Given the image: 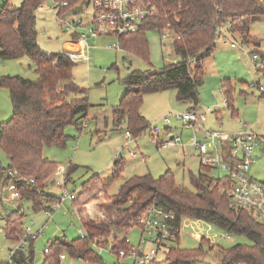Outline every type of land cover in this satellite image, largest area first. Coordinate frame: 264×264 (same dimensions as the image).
<instances>
[{"label":"trees","instance_id":"trees-1","mask_svg":"<svg viewBox=\"0 0 264 264\" xmlns=\"http://www.w3.org/2000/svg\"><path fill=\"white\" fill-rule=\"evenodd\" d=\"M40 1L22 0L17 7H11L7 0L0 2V59L25 54L35 65L36 77L33 79L20 75L0 76V86L9 89L12 104L10 117L0 122V151L9 167L20 176L33 178L32 182L20 181L17 187L19 199L29 200L34 208L40 207L43 198L55 200L44 191V182L56 168V162L43 155V147L64 146L68 139L65 127L68 124L82 127L80 120L90 107L84 89L73 80L74 62L63 51L46 53L37 44L35 10ZM59 1H66L67 4L58 7V14L73 12L86 2ZM149 1L155 7V14L144 19L137 31L118 36L119 43L125 50L146 56L148 42L145 30L168 29L179 36L171 41L179 59L157 71L132 70L124 78L126 90L119 104L113 108V116L116 122L126 120L127 130L134 136L148 128L140 112L144 94L174 89L177 100L189 101L193 106L198 103V86L204 76L200 62L214 52L217 26L238 31L242 33L244 42L257 44L258 41L249 39V27L251 22L264 16V0ZM259 54L264 58L262 52ZM260 68H263L264 74V65ZM222 88L225 102L230 104L232 87L228 78L223 79ZM122 167V162L115 161V177L119 176ZM74 169L72 165L67 168L65 180ZM209 169L200 164L196 173L188 171L192 189L176 184L167 170L158 177L148 172L132 175L123 181L116 194L110 196L104 191L105 183L98 174L91 175L83 181L75 199L85 234L71 240L54 238L44 252L42 264H60L59 254L63 251L71 257L99 263L100 256L92 243L105 244L109 238H113L115 252L118 248H127V228L134 225L139 213L151 205L173 213L168 223L172 231H176V237L163 250L162 259L156 258L143 264H189L190 260L202 254L201 241L195 249L186 250L178 245L177 228L185 217L200 219L227 233L248 238L249 243H235L221 250L217 264H264V222L248 209L230 206L228 196L222 192L225 178L210 176ZM0 175H4L3 183L9 180L1 168ZM98 189L103 190L116 212L117 219L113 222L84 215L85 209L80 204ZM22 216L19 208L6 216L7 238L17 241L21 237ZM32 253L29 251L24 255L23 251L17 250L12 257L15 264H29Z\"/></svg>","mask_w":264,"mask_h":264},{"label":"rangeland","instance_id":"rangeland-1","mask_svg":"<svg viewBox=\"0 0 264 264\" xmlns=\"http://www.w3.org/2000/svg\"><path fill=\"white\" fill-rule=\"evenodd\" d=\"M3 1L5 0H0ZM7 1L11 7H17L22 0ZM56 1L59 0H41L39 4L41 7L38 6L35 10L36 41L40 49L46 53L63 51V42L69 38L72 27L78 24L79 19L83 24L88 23L93 15L92 0H86L76 10L77 12L71 10L61 14H58ZM86 29L85 26L79 27V31ZM222 29L221 31L227 34L226 38L217 39L213 55L205 57L200 62L204 76L198 86L199 109L203 111L206 107H211L219 110L207 112L208 120L205 121V125H211V129L221 127L228 132L247 126L264 136V74L263 68L255 66L252 59L253 53L260 55L261 51L264 52V16L251 22L249 27V39L258 41L257 44L251 41L244 42L242 33L238 31L226 26ZM164 31L173 35L170 30ZM162 34L163 30L155 28L145 30L148 42L146 56L125 50L116 35H98L88 39L91 45L88 62H74L72 67L73 80L84 89V94L90 103L86 116L80 120L85 126L68 124L64 129L65 134L68 135L64 146L43 147V155L56 162V168L44 182L45 192L60 195L64 187L68 192L74 190L78 194L83 181L93 174H98L105 183L104 191L110 196L118 192L120 185L129 176L148 172L158 177L167 170L173 175L176 184L192 189L188 170L194 173L198 171L200 162L197 152L189 145L186 146L187 155H184L185 148L181 145L165 148L158 145V139L166 140V136L173 134H180L186 143L190 136L200 137L192 129L184 128L177 120L171 121V130L169 134L166 133L161 116L167 112H184L188 107L186 103L176 99L174 89L143 95L140 112L145 117L148 128L137 136L126 137L124 135L127 130L126 120L116 122L112 114L113 108L119 104L121 96L125 93L123 80L130 71H157L179 59L171 40L163 37ZM112 44L114 46H111ZM34 67L32 59L25 54L16 58L0 59V76L20 75L33 79L36 77ZM226 78H229L234 88L232 104L238 110L236 116L230 115L226 107L227 103L223 101L222 81ZM11 113L9 89L0 86V122L7 120ZM216 120L220 126L215 124ZM153 124L160 128L157 133L149 130V126ZM80 127L81 131H79ZM133 153L135 156H132ZM253 155L256 161L249 167L248 173L252 178L264 182V152L257 147ZM0 161L6 164V158L1 151ZM115 161L123 163L121 173L117 177L114 176ZM70 165L75 166L70 179L63 186L58 185L57 181L63 179ZM208 173L214 178L224 175L220 168L213 167ZM3 176L0 175V264H10L9 249L15 247L16 240L6 237V216L18 208L23 212L22 225L31 224L34 230L42 228V232L33 240L32 264H42L44 248L48 247L54 238L63 237L70 240L80 234L78 229L82 226L77 215L79 205L75 200L61 201L59 206L51 211V219L45 223L46 216L43 209H34L29 200L15 198L11 190L3 188L7 183L2 182ZM100 190H96L92 195L89 194L90 196L87 195L88 197L84 198L80 205L91 199L97 203L101 202ZM104 213L107 218L108 214ZM106 218L96 217L102 221H107ZM126 237L129 245L135 247L140 245V240L143 238L140 246L143 250L155 246L150 240V234L146 232L141 234L138 225L132 226L127 231ZM200 241L202 254L190 260L189 264H217L221 250L235 243H249L245 236L227 233L214 224L183 219L178 234L179 247L186 250L195 249ZM27 250L29 252L28 245H26ZM96 250L100 256L98 264H134L131 257H119L106 246L101 249L97 247ZM64 254L66 258L61 260V264H91L83 258ZM163 256V250L159 249L157 258L162 259Z\"/></svg>","mask_w":264,"mask_h":264},{"label":"built area","instance_id":"built-area-1","mask_svg":"<svg viewBox=\"0 0 264 264\" xmlns=\"http://www.w3.org/2000/svg\"><path fill=\"white\" fill-rule=\"evenodd\" d=\"M92 1L93 15L91 22L89 24H83L79 19L78 24L74 25L71 30V32H76L78 34L79 41L81 42L98 35H116L118 38V36L122 34L135 32L139 29L144 19L155 14V7L149 0ZM66 4V1H56L55 3L57 7ZM81 26L87 27L86 31H79V27ZM164 30L168 31V29H163L162 36L168 37L171 41L175 37H179L174 34L171 36L170 32H165ZM221 30H223L222 27L217 26V37L221 36ZM231 45H233V43ZM111 46H114V44ZM85 47L80 50L65 51V54L73 62L87 61L89 57ZM252 59L255 62V66L262 67L264 65L263 58L257 53L252 54ZM223 101H226L225 97ZM210 110L211 107H206L203 111L190 109L184 112H167L161 116V119L165 125H169L172 120H177L181 122L185 128H193L196 126L201 129L202 138L193 135L190 136L188 141L192 149L197 152L200 164L210 168H220L224 172L223 177L226 180V184L222 188V192L228 196L230 206L248 209L259 221L264 222V182L252 178L248 173L249 167L256 161V157L253 155L254 150L260 147L264 152V137L247 126L234 132L225 131L221 127L213 129L204 128L201 124V120L204 119L205 112ZM82 127H84V124ZM149 130L157 133L160 128L156 124H153L149 126ZM125 135L126 137L132 136L129 130L125 131ZM176 144L182 147L186 145V142L182 140L179 134H174L163 141L162 146L168 147ZM183 152L184 155H186L187 152L185 149ZM132 156H135V153H133ZM0 168L3 169L4 174L9 178L3 188L11 190L13 197L20 198L17 183L20 181L32 182L33 178L20 176L14 168L9 167L7 163L4 164L1 161ZM57 184L63 186V181H57ZM76 195L74 191L68 192L63 187L62 192L54 201L53 205L58 207L60 202L65 199L75 200ZM46 214L48 218L51 217V211L47 210ZM172 218V212L165 211L155 205L143 209L139 213L134 225H138L141 228V234L145 232L150 234V240L155 246L148 250L141 249L140 246L143 241V238H141L140 245L135 247L128 244L127 248H118L116 250L117 255L119 257H131L134 264H143L156 259L159 249L164 250L168 248L175 240L176 231H172L168 223ZM185 218L193 219L189 217ZM132 226H129L126 231ZM42 227H44V225ZM179 230L180 226L177 228L178 234ZM78 231L81 236L85 234L82 227L79 228ZM41 232L42 228L34 230L31 224L22 225L21 237L17 240L15 247L9 250L10 264H14L13 260H11L14 253L17 250L24 251L29 241L34 239ZM112 239L113 238H109L105 244H95L93 242L92 246L95 250L97 247L101 249L103 246H106L115 252ZM125 240L128 242L127 237ZM47 250L48 247H45L44 252ZM59 257L63 259L65 254L61 253ZM90 263L98 264L95 262Z\"/></svg>","mask_w":264,"mask_h":264},{"label":"crops","instance_id":"crops-1","mask_svg":"<svg viewBox=\"0 0 264 264\" xmlns=\"http://www.w3.org/2000/svg\"><path fill=\"white\" fill-rule=\"evenodd\" d=\"M39 7H41L40 5H39ZM76 11V10H75ZM74 11V12H75ZM77 12V11H76ZM91 19H92V17H91ZM91 19L88 21V23H86V24H89L90 22H91ZM226 33L223 31L222 32V34H221V36L218 38L217 37V39H225L226 38ZM96 37V36H95ZM217 39H216V42H217ZM216 42H215V46H216ZM224 43H225V41H223ZM85 45H86V47H85ZM86 48V50H87V53H89V50H90V48H91V45L88 43V39L87 40H85L84 42L82 41H79V38H78V34L76 33V32H71L70 31V34H69V38L67 39V40H65L64 42H63V52H65V51H68V50H80V49H83V48ZM215 50V49H214ZM262 52V51H261ZM256 53V52H255ZM262 54L264 55V52H262ZM211 55H213V53L211 54ZM88 57H89V55H88ZM89 60V59H88ZM88 60L87 61H79V62H88ZM263 60H264V58H263ZM263 71V70H262ZM229 79V78H228ZM231 83V82H230ZM231 87H232V92H231V96H230V104H229V102L226 104V107H227V109L229 110V112H230V115L231 116H236L237 115V112H238V110H236L234 107H233V104H232V93H233V90H234V88H233V86H232V84H231ZM264 94V93H263ZM225 97V96H224ZM182 103H186L187 104V109L186 110H190V109H197V110H199V111H202V110H200L199 109V101H198V103L196 104V105H194L193 106V104L191 103V102H189V101H182ZM224 103H226V102H224ZM215 108H211V110L210 111H215V112H217V111H219L218 109H215ZM208 112V111H207ZM207 112H205V116H204V119H202L201 120V124L204 126V128H211L212 126L210 125V126H206L205 125V121H207L208 120V113ZM112 114H113V112H112ZM143 115V114H142ZM113 119H114V116H113ZM219 119V118H218ZM217 122V120L215 121V124H217L216 123ZM84 124V123H83ZM219 124V126H220V123H218ZM217 124V125H218ZM83 126V125H82ZM84 126H85V124H84ZM213 126H215V125H213ZM196 127V126H195ZM193 127V128H190V129H192L195 133H197V134H199L200 135V137H198V138H202L203 137V135H202V131H201V129H199L198 127ZM185 128V127H184ZM164 129L166 130V133L168 132V134H169V131L171 130V126H170V124L169 125H165L164 126ZM229 129V128H228ZM124 135H125V133H124ZM174 135V134H173ZM180 135V134H179ZM126 136V135H125ZM172 135H169V136H166L165 138L166 139H168L169 137H171ZM181 136V135H180ZM196 136V135H195ZM264 137V136H263ZM190 138V137H189ZM163 141H165L164 139H158V145L160 146V147H162V148H165V147H163L162 146V143H163ZM188 141H189V139H188ZM177 145V144H176ZM176 145H173V146H176ZM189 144L188 143H186V145L184 146V148H185V150L187 151V149H186V146H188ZM179 146V145H178ZM190 146V145H189ZM191 147V146H190ZM192 148V147H191ZM186 155H187V153H186ZM198 156V155H197ZM200 168V167H199ZM199 170V169H198ZM188 171H191L190 169L188 170ZM193 172V171H192ZM65 175V174H64ZM71 176V175H70ZM70 176H69V178L68 179H70ZM130 177V176H129ZM128 178V177H127ZM67 179V180H68ZM62 181H63V185L65 184V182L67 181V180H65V176H63V179H61ZM74 191V190H73ZM49 193V192H48ZM76 193V192H75ZM49 194H51L54 198H55V200L58 198V196L59 195H54L53 193H49ZM99 196L100 197H102V200H101V202H99V203H97V202H95V201H93L92 199L91 200H88L86 203H84L83 205H82V207L86 210L85 212H84V215H90V216H96V217H103L104 219L106 218V215H105V213L104 212H106L107 214H108V217L106 218V220H107V222H113V221H115L116 219H117V215H116V212L114 211V209L111 207V205H110V201H109V199L107 198V196H106V194L103 192V190H100L99 191ZM53 198V199H54ZM105 199H107L108 201H105ZM54 200V201H55ZM54 201L53 200H49V199H47V198H43L42 200H41V202H42V204L40 205V207L39 208H34L33 206V208L34 209H43L44 210V214H45V216H46V220H45V223H47V221H49L50 219H51V217H52V213H51V217L50 218H48L47 217V214H46V211L47 210H49V211H52L53 210V208L55 207L54 205H53V203H54ZM107 202V203H106ZM31 203V202H30ZM31 205H32V203H31ZM18 207H20V205L18 204ZM79 207V206H78ZM78 207H77V213H78ZM78 215V217L80 218V215H79V213L77 214ZM44 223V224H45ZM43 224V225H44ZM77 237V236H76ZM76 237H74V238H76ZM63 238V237H62ZM64 240H68V239H65V238H63ZM73 239V238H72ZM71 240V239H70ZM16 243H17V241H16ZM28 246H29V251H34L33 250V242H31L30 244H28ZM11 249V248H10ZM9 249V250H10ZM26 249L23 251V253H24V255H27L28 254V250L26 251ZM10 253V252H9ZM61 253H66L65 251H63V252H61ZM33 255H34V252L32 253V260H31V262L29 263V264H32V261H33ZM66 258V256L63 258V259H65ZM63 259H61L60 258V264H61V260H63ZM10 260V259H9ZM11 260H13V262H14V259H13V257L11 258ZM43 263V262H42ZM14 264H15V262H14Z\"/></svg>","mask_w":264,"mask_h":264}]
</instances>
